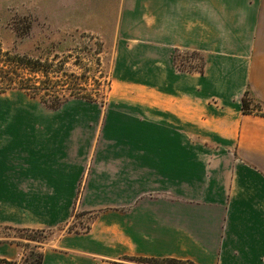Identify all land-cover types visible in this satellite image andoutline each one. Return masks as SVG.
Returning a JSON list of instances; mask_svg holds the SVG:
<instances>
[{
	"label": "crops",
	"instance_id": "crops-1",
	"mask_svg": "<svg viewBox=\"0 0 264 264\" xmlns=\"http://www.w3.org/2000/svg\"><path fill=\"white\" fill-rule=\"evenodd\" d=\"M110 79L56 109L0 93V228L60 232L40 264H264V117L241 112L264 105V0H119Z\"/></svg>",
	"mask_w": 264,
	"mask_h": 264
},
{
	"label": "rangeland",
	"instance_id": "rangeland-1",
	"mask_svg": "<svg viewBox=\"0 0 264 264\" xmlns=\"http://www.w3.org/2000/svg\"><path fill=\"white\" fill-rule=\"evenodd\" d=\"M118 2L0 0V63L20 56L25 57L27 64L40 61L42 71L37 75L24 71V79H28L24 84L30 91L17 90V84L7 88L1 79L0 91L45 97L50 102L58 98L60 102L81 99L102 103L111 88V50ZM176 58L181 68L196 69L201 65L200 58L190 53H178ZM48 105L45 107L49 108ZM251 109L264 113V105L253 104ZM85 226L70 225L66 231ZM59 234L0 228V242H15L21 247L20 260L14 264H35L41 250Z\"/></svg>",
	"mask_w": 264,
	"mask_h": 264
},
{
	"label": "trees",
	"instance_id": "trees-1",
	"mask_svg": "<svg viewBox=\"0 0 264 264\" xmlns=\"http://www.w3.org/2000/svg\"><path fill=\"white\" fill-rule=\"evenodd\" d=\"M183 54V53H182ZM184 54H188V53H184ZM192 54V53H190ZM194 55V54H193ZM187 58V57H185ZM25 57H17L15 58V60H9V61H2V63H0V76L3 75V77H0V79L3 81V83L6 84L7 88H10L12 86V84H17L19 87L17 90L20 91H30L29 88L25 87L24 81H27L28 79H24V71L30 72L32 74H42L41 69L39 68L40 66V61H35L34 63H25ZM177 58H176V54H175V66L179 69V70H185V71H197L202 73L203 71V63L201 62L200 67L198 68H191V69H186V68H181L180 64L177 63ZM183 63V62H182ZM13 69V72H10L9 69ZM19 78V79H17ZM18 81V82H17ZM17 82V83H16ZM45 83V82H44ZM11 90V89H9ZM47 90V89H46ZM7 90H3L0 91V93H4ZM35 97V96H33ZM37 98L42 104H44L46 106V104H49V109H56L58 108L62 103L64 102H60L58 100V98H54L52 102L46 100L45 97H35ZM263 106L262 103H260L259 101L254 100L249 91H245L244 95L242 96L241 99V112L244 115H256V116H262L264 117V113H260L258 112V110H252L251 106ZM18 230H22V229H18ZM23 231H40V230H23ZM136 261L141 262V263H147V264H182V263H187V264H192L190 262H182V261H178V260H174V259H163V260H156V259H136ZM41 263V253L40 255L37 257V260L35 261V264H40ZM0 264H14L13 262H7V261H2L0 260Z\"/></svg>",
	"mask_w": 264,
	"mask_h": 264
}]
</instances>
